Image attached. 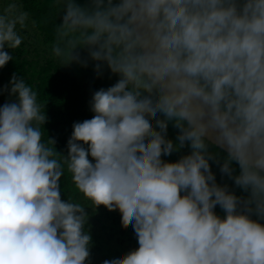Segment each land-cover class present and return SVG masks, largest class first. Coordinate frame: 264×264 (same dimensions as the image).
Instances as JSON below:
<instances>
[{
  "label": "clouds",
  "instance_id": "1",
  "mask_svg": "<svg viewBox=\"0 0 264 264\" xmlns=\"http://www.w3.org/2000/svg\"><path fill=\"white\" fill-rule=\"evenodd\" d=\"M51 2V56L118 79L92 93L66 155L25 79L0 88V264H86L85 208L99 205L138 245L103 264H264V0ZM14 7L0 68L23 39ZM61 177L89 203L62 199Z\"/></svg>",
  "mask_w": 264,
  "mask_h": 264
},
{
  "label": "trees",
  "instance_id": "2",
  "mask_svg": "<svg viewBox=\"0 0 264 264\" xmlns=\"http://www.w3.org/2000/svg\"><path fill=\"white\" fill-rule=\"evenodd\" d=\"M14 5L16 14L24 12L30 16L32 28L25 29L26 21L23 26H17L23 37L22 43L17 49L9 50L13 59L0 68V81L7 83L12 74L16 73L37 92L38 100L44 104L45 135L54 140L58 152L66 155L72 124L90 119L93 115L90 111L92 93L111 86L118 76L112 74L107 67L102 76H97L92 62L87 67L76 63L60 66L59 61L51 56V25L56 11L51 0H16ZM56 22L59 23V17ZM177 131L169 124V138H174ZM187 152L188 148L185 146L178 152L162 156V159L175 161ZM212 170L216 173L217 182L223 183L216 165H212ZM60 186L62 199L69 196L83 204L89 203L75 190L70 177H61ZM85 211L88 213L85 228L91 236L86 264H103L108 256L127 253L138 246L131 222H122L119 209L109 210L99 205L95 209L86 207ZM215 211L222 215L219 206Z\"/></svg>",
  "mask_w": 264,
  "mask_h": 264
},
{
  "label": "rangeland",
  "instance_id": "3",
  "mask_svg": "<svg viewBox=\"0 0 264 264\" xmlns=\"http://www.w3.org/2000/svg\"><path fill=\"white\" fill-rule=\"evenodd\" d=\"M15 1L16 0H0V11H2L3 8L5 7V5H7L8 3L15 4ZM10 14L11 15H15L16 14L15 8L10 10ZM29 18H30V16H28V14H26V17H25V21H26L25 29H28L30 27ZM30 28H32V26ZM5 84H7V83L0 81V88H2ZM8 99H11V97H8L7 93L0 92V105H3L6 102V100H8Z\"/></svg>",
  "mask_w": 264,
  "mask_h": 264
}]
</instances>
